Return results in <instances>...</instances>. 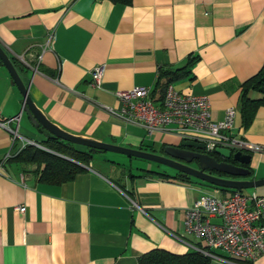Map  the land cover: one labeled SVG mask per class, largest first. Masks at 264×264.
<instances>
[{
  "label": "crops",
  "instance_id": "crops-1",
  "mask_svg": "<svg viewBox=\"0 0 264 264\" xmlns=\"http://www.w3.org/2000/svg\"><path fill=\"white\" fill-rule=\"evenodd\" d=\"M0 44L20 64L35 106L56 126L154 153L183 139L148 135L142 124L114 116L109 109L121 106L115 91L152 90L159 68L181 67L196 56L190 76L175 89L205 95L213 120L234 107V133L264 145V106L247 127L238 109L243 81L264 61V0H0ZM99 65L102 79L93 85L91 71ZM3 66L0 120L19 115L22 139L0 126V264H138L153 248L190 250L187 243L196 240L184 235L185 209L218 188L162 177L176 171L148 165L133 174L125 159L96 153L72 181L57 185L36 181L33 164L7 161L24 140L42 148L47 136L23 111V97ZM8 126L15 129L16 121ZM245 153L251 154L249 178H264V153ZM130 158L133 164L136 157ZM250 264H264V255Z\"/></svg>",
  "mask_w": 264,
  "mask_h": 264
},
{
  "label": "built area",
  "instance_id": "built-area-1",
  "mask_svg": "<svg viewBox=\"0 0 264 264\" xmlns=\"http://www.w3.org/2000/svg\"><path fill=\"white\" fill-rule=\"evenodd\" d=\"M104 66L92 69L93 85H99ZM151 89L134 86L117 90L115 95L121 106L109 111L125 122L140 123L148 135L155 132L177 133L183 140L204 145V151L212 153L216 148L243 152H263L264 145L250 143L234 133L238 111L234 107L225 109L221 119L213 120L209 101L205 95L183 94L169 84L160 100H155ZM20 116L0 120V126L8 129L13 140L19 136ZM16 121V128L8 123ZM33 144L25 141L22 146ZM24 211L25 207H16ZM184 235L193 237L195 243H187L213 261L222 264L253 263L264 255V195L254 192L244 194L234 191L222 194L200 193L183 218ZM184 236H177L183 240Z\"/></svg>",
  "mask_w": 264,
  "mask_h": 264
},
{
  "label": "trees",
  "instance_id": "trees-1",
  "mask_svg": "<svg viewBox=\"0 0 264 264\" xmlns=\"http://www.w3.org/2000/svg\"><path fill=\"white\" fill-rule=\"evenodd\" d=\"M110 1L122 4H130L131 2V0ZM196 59V56H189L186 63L181 67L159 68L154 88L151 90L150 95L155 100H160L165 88L169 84H174L190 76V67ZM12 62L15 67H21L18 62ZM241 88L238 109L242 125L247 127L253 120L257 108L259 106H264V61L255 74L243 81ZM252 91L256 92L258 96L254 98L251 97L249 93ZM40 145L44 148L32 144H26L8 157L7 161L19 164H33L36 166L34 170L36 181L56 185L72 181L77 174L85 170V166L89 165L94 153L104 152L100 150H91L88 147L84 150H79L75 147V144L52 137H46ZM216 158L218 160L222 159L218 156H216ZM175 173L174 176L165 173L158 174L162 177H173L174 179L187 182L193 179L194 181L196 180L197 183L218 188L222 194L235 191L233 189L213 186L195 178H183L177 172ZM219 174L224 175L222 173ZM241 192L243 193V190ZM211 261L210 257L193 249L181 254L162 248H153L143 253L138 258V264H210Z\"/></svg>",
  "mask_w": 264,
  "mask_h": 264
},
{
  "label": "water",
  "instance_id": "water-1",
  "mask_svg": "<svg viewBox=\"0 0 264 264\" xmlns=\"http://www.w3.org/2000/svg\"><path fill=\"white\" fill-rule=\"evenodd\" d=\"M0 61L7 69L11 83L16 85L23 97V111L31 123L47 137L59 138L63 141L88 147L91 150L111 151L129 157L142 158L167 166L178 172L183 178L193 177L207 184L220 188L233 189L241 192L243 189L256 188L264 185V178L250 179L251 154L243 151L232 152L225 148H216L212 154L204 151V145L190 140H182L178 145H165L162 153H154L141 149L115 145L84 138L71 134L48 120L35 106L28 94V89L20 75L0 44ZM44 148V147H42ZM216 156L221 157L218 160ZM191 163H195L192 166ZM212 171L224 175H216Z\"/></svg>",
  "mask_w": 264,
  "mask_h": 264
},
{
  "label": "rangeland",
  "instance_id": "rangeland-1",
  "mask_svg": "<svg viewBox=\"0 0 264 264\" xmlns=\"http://www.w3.org/2000/svg\"><path fill=\"white\" fill-rule=\"evenodd\" d=\"M4 67V66H3ZM5 68V67H4ZM6 70V68H5ZM7 71V70H6ZM8 73V72H7ZM9 74V73H8ZM16 87V86H15ZM23 122H25V116L23 117ZM17 138H21V136H17ZM96 155H104L105 157L107 158H117V159H125L126 162L125 163V167H127L128 169L131 170V173H137L138 170H137V167H145V166H151V167H158V168H164V169H167L168 171L170 172H173V169L167 167V166H164L162 164H155V163H152V162H149V161H145V160H142V159H139V158H132V163L133 164H130V161H131V158L128 157L127 155H124V154H120V153H115V152H99V153H96ZM97 157V156H96ZM93 161L95 163L99 162V160H95L93 159ZM198 180V179H197ZM196 181V180H195ZM213 188V187H212ZM257 192L258 194H264V185L262 186H259V187H256V188H247V189H243V193L244 194H250L252 192Z\"/></svg>",
  "mask_w": 264,
  "mask_h": 264
},
{
  "label": "flooded vegetation",
  "instance_id": "flooded-vegetation-1",
  "mask_svg": "<svg viewBox=\"0 0 264 264\" xmlns=\"http://www.w3.org/2000/svg\"><path fill=\"white\" fill-rule=\"evenodd\" d=\"M192 166H195V163H191ZM175 171V170H174ZM177 172V171H176ZM178 173V172H177ZM211 173L216 174V175H220L218 172L212 171ZM190 179L193 177H189ZM196 179V178H195Z\"/></svg>",
  "mask_w": 264,
  "mask_h": 264
}]
</instances>
